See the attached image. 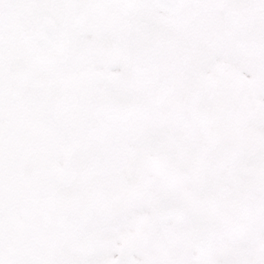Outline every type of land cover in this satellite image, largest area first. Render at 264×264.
Returning <instances> with one entry per match:
<instances>
[{
	"label": "snow or ice",
	"instance_id": "obj_1",
	"mask_svg": "<svg viewBox=\"0 0 264 264\" xmlns=\"http://www.w3.org/2000/svg\"><path fill=\"white\" fill-rule=\"evenodd\" d=\"M0 264H264V0H0Z\"/></svg>",
	"mask_w": 264,
	"mask_h": 264
}]
</instances>
